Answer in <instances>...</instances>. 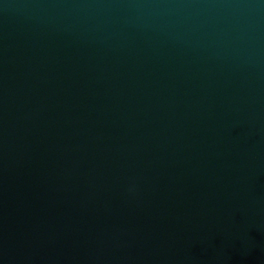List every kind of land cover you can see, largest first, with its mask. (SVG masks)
<instances>
[{"label": "water", "instance_id": "water-1", "mask_svg": "<svg viewBox=\"0 0 264 264\" xmlns=\"http://www.w3.org/2000/svg\"><path fill=\"white\" fill-rule=\"evenodd\" d=\"M0 264H264V0H0Z\"/></svg>", "mask_w": 264, "mask_h": 264}]
</instances>
